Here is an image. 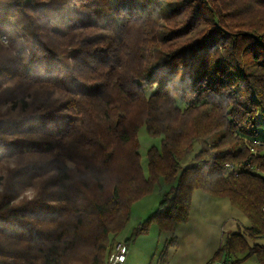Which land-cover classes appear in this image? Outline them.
<instances>
[{
	"label": "trees",
	"instance_id": "16d2710c",
	"mask_svg": "<svg viewBox=\"0 0 264 264\" xmlns=\"http://www.w3.org/2000/svg\"><path fill=\"white\" fill-rule=\"evenodd\" d=\"M261 110L264 0H0V264H108L161 179L127 242L174 231L201 191L249 222L207 264H264Z\"/></svg>",
	"mask_w": 264,
	"mask_h": 264
},
{
	"label": "rangeland",
	"instance_id": "374dc122",
	"mask_svg": "<svg viewBox=\"0 0 264 264\" xmlns=\"http://www.w3.org/2000/svg\"><path fill=\"white\" fill-rule=\"evenodd\" d=\"M255 130L256 136L250 139L264 144V117L262 110L256 119ZM138 142L141 167L144 175L148 176V150L154 146L159 148L161 139L150 137L146 128L143 127L138 133ZM200 149L201 146L198 143L195 144L193 152L182 160L181 170L195 164L194 158ZM2 173L3 170L0 171V177ZM166 189L167 185L161 179L152 194L132 205L130 221L116 240V242L124 243L127 246V256L124 264H197L200 261V257L208 249V241L209 239L211 240L208 237L214 235V229L209 226H211V223H215V218L216 220H222L218 215L219 212L222 214V209L213 205L219 200L217 202H221V208L222 204L230 206L226 198L218 199L201 191H195L190 218L187 222L177 224L172 232H162L157 224L151 223L147 233L139 235L133 241L127 242L132 237L134 230L147 221L158 209ZM235 212L236 215L234 213L227 214L224 232L221 230V239H225L231 233L246 234L249 222L239 211L235 210ZM238 216H241L240 219ZM237 220L238 222H236ZM218 234H220L219 230ZM173 236L177 239L175 247L170 245ZM224 239H222V242ZM261 243L264 244V240H261ZM243 264L259 263L255 256H251Z\"/></svg>",
	"mask_w": 264,
	"mask_h": 264
},
{
	"label": "crops",
	"instance_id": "0c3cea01",
	"mask_svg": "<svg viewBox=\"0 0 264 264\" xmlns=\"http://www.w3.org/2000/svg\"><path fill=\"white\" fill-rule=\"evenodd\" d=\"M194 195H195V193H194ZM194 195H193V199H194ZM217 201H219V200H217ZM217 201L215 202V204L213 206L218 207L219 209H222V214H221V212L218 213V215L222 218V220H216V218H215V223H211V226H209V227H212L214 229V235L212 237H208V238H211V240L209 239V241H208V249L203 254V256L200 257V261L197 262V264H207L211 260V258L214 256V254L218 251L219 247L222 244V239H224V238L221 239V237H222L221 230H222V232H224L226 220L228 217L227 214H231V213L235 214L236 213L232 209V207L228 206L227 204H222V208H221V202H217ZM238 217L240 219L241 216H238ZM236 222H238V220ZM218 230L220 231V234H218Z\"/></svg>",
	"mask_w": 264,
	"mask_h": 264
},
{
	"label": "built area",
	"instance_id": "2783aa9c",
	"mask_svg": "<svg viewBox=\"0 0 264 264\" xmlns=\"http://www.w3.org/2000/svg\"><path fill=\"white\" fill-rule=\"evenodd\" d=\"M228 172H236V168L233 167L232 165H227ZM264 210V207H263ZM126 256H127V246L124 243L116 242L113 251L111 253V256L109 258L108 264H124L126 261ZM233 260L228 258L221 259L215 264H232Z\"/></svg>",
	"mask_w": 264,
	"mask_h": 264
}]
</instances>
